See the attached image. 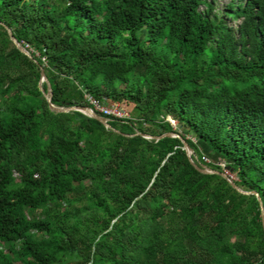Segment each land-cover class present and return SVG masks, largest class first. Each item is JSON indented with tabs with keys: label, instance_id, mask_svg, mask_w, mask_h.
<instances>
[{
	"label": "trees",
	"instance_id": "16d2710c",
	"mask_svg": "<svg viewBox=\"0 0 264 264\" xmlns=\"http://www.w3.org/2000/svg\"><path fill=\"white\" fill-rule=\"evenodd\" d=\"M226 8L236 28L207 0H0L32 58L0 25V264H264L255 196L135 135L175 133L264 215V0ZM40 66L54 106L129 120L52 112Z\"/></svg>",
	"mask_w": 264,
	"mask_h": 264
},
{
	"label": "water",
	"instance_id": "95a60500",
	"mask_svg": "<svg viewBox=\"0 0 264 264\" xmlns=\"http://www.w3.org/2000/svg\"><path fill=\"white\" fill-rule=\"evenodd\" d=\"M0 25L5 29L7 36L9 38V42L11 43V45L14 47V49L24 55L26 58H28L29 60H32L30 54L28 51H26V49H24L22 46H20L17 41L15 40L14 36L12 35L10 29L3 23H0ZM34 62L37 64V62L34 60ZM39 72H40V79L38 82V88L41 90L42 95L45 99V101L48 104L49 109L54 112V113H68V112H80L81 114L92 118L94 120H96L97 122H99L105 129H111L110 126L108 125V120L104 117L99 116L98 114L94 113L90 107L87 106H82V107H78V106H65V107H57L54 106L51 103V88L49 86V83L47 81V78L45 76L44 70L42 68V66L39 67ZM45 83L47 86V90L46 92L42 90V83ZM112 130V129H111ZM114 131V130H113ZM115 133H118L117 131H114ZM136 136H141L145 139H155V140H159L161 138L164 137H170V138H178L180 145H181V150L184 152L189 164L192 166V168L198 172L199 174L202 175H211V174H217L218 176H220L222 179H225L230 185L231 187L236 190L239 193L242 194H246V195H253L256 198V201L259 204V210H260V221H261V228L264 231V215H263V211H262V207L260 206V202H259V198L256 195V193L254 192H245L243 190H241L234 182L233 180L227 175V173L225 172H213L211 170H209L208 168L204 167V166H198L195 165L191 162L190 160V155H191V151L189 150V148L187 147V145L185 144L184 140H182L180 137H178V135H176L173 132H168V133H164L161 136H150V135H146V134H142L140 132H136L135 133Z\"/></svg>",
	"mask_w": 264,
	"mask_h": 264
},
{
	"label": "built area",
	"instance_id": "2783aa9c",
	"mask_svg": "<svg viewBox=\"0 0 264 264\" xmlns=\"http://www.w3.org/2000/svg\"><path fill=\"white\" fill-rule=\"evenodd\" d=\"M84 98H85L86 102L91 106L90 108L94 113L101 115V117H104L107 120H108V118H110L113 120H118L120 122H124L126 120H129V118H130L129 113L125 109L123 104H120L118 102H108V101L100 103V102L92 99L88 95H85ZM166 121L172 127L175 126L174 121H172L170 118H168V119L166 118ZM220 167H221V165H220Z\"/></svg>",
	"mask_w": 264,
	"mask_h": 264
},
{
	"label": "rangeland",
	"instance_id": "374dc122",
	"mask_svg": "<svg viewBox=\"0 0 264 264\" xmlns=\"http://www.w3.org/2000/svg\"><path fill=\"white\" fill-rule=\"evenodd\" d=\"M207 2H211L214 11L221 13V15L223 16V18H225L227 20L228 25L236 28L237 25L240 23V20H233L232 18L228 17L227 15L223 14L225 13V10L227 9L226 6L231 2V0H207ZM200 10H204V7H201ZM169 117H167L168 119ZM223 168V166H221ZM220 167V168H221ZM221 168V169H222ZM227 173V175L231 178V179H235V177L233 175L230 174V172L228 170L225 169V171H222ZM28 215H31V213H29L27 211Z\"/></svg>",
	"mask_w": 264,
	"mask_h": 264
}]
</instances>
